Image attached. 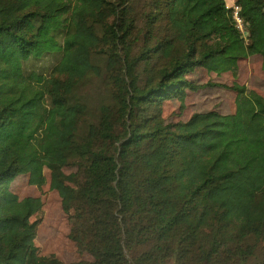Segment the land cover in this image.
Returning a JSON list of instances; mask_svg holds the SVG:
<instances>
[{"label":"trees","instance_id":"16d2710c","mask_svg":"<svg viewBox=\"0 0 264 264\" xmlns=\"http://www.w3.org/2000/svg\"><path fill=\"white\" fill-rule=\"evenodd\" d=\"M175 3L0 0V264H264V170L244 216L215 208L203 223L216 232L210 247L176 228L208 202L211 183L238 172L226 145L197 147L224 134L219 121L181 117L198 92L230 96L222 102L264 167V0L236 1L245 38L224 0H206L177 55L156 24L157 9ZM94 78L109 91L90 120ZM186 150L189 163L171 167ZM219 161L225 171L214 170ZM42 169L73 221L68 238L92 261L67 263L34 246L40 202L9 184ZM164 185L181 197L178 212L159 199ZM220 233L234 234L233 244Z\"/></svg>","mask_w":264,"mask_h":264},{"label":"rangeland","instance_id":"374dc122","mask_svg":"<svg viewBox=\"0 0 264 264\" xmlns=\"http://www.w3.org/2000/svg\"><path fill=\"white\" fill-rule=\"evenodd\" d=\"M206 5V0H176L173 12H168L164 4L157 9L156 24L159 33H165L172 39L174 55L181 52L190 21L197 13L205 9ZM159 63V57H154L151 60L153 72ZM108 88V84L101 78H94V85L87 87V91L91 94L87 100L90 120H93L99 113V101L108 94ZM224 99L229 100L230 96L225 91H221L219 87H213L198 92L197 96L190 101L189 108L180 110L181 117H186L191 111H196L197 121L201 126L207 125L213 120L220 122L219 126L224 130V134L212 140L206 137L199 139L197 147L202 148L210 144L218 148L226 145L230 154V162L238 169L233 177L215 181L205 189L208 194V202L201 203L199 208L190 214L180 215L177 218V230L181 232L185 230L197 231L206 248L210 247L216 232L215 230H202L203 223L210 219L215 208L218 210L227 209L231 213L244 216L252 184L264 170L256 154L247 149L241 140V117L229 110L222 102ZM212 102L216 104L218 110L216 116L210 115L214 110ZM177 105L176 103L173 106L176 110L178 109ZM190 159L191 151L186 150L177 159L172 160L171 167L187 165ZM214 170L225 171L226 167L219 161L214 166ZM203 171L206 173V166L203 167ZM40 174L36 176L33 173L26 176L17 175L9 184L16 191L37 198L40 202V219L34 227V246L39 248L41 255L54 254L67 263L78 259L92 261L91 255L77 252L73 242L68 238L73 221L62 212L56 192L49 189L46 169H42ZM164 187L159 199L166 203L171 212H178L182 204L181 197L173 193L167 186L164 185ZM217 237L233 244L234 234L220 233Z\"/></svg>","mask_w":264,"mask_h":264},{"label":"built area","instance_id":"2783aa9c","mask_svg":"<svg viewBox=\"0 0 264 264\" xmlns=\"http://www.w3.org/2000/svg\"><path fill=\"white\" fill-rule=\"evenodd\" d=\"M224 1L226 3V7L230 10V13L235 21L238 31L245 38L246 32L244 30V25L242 23V20L240 19L239 16V6L236 3L237 0H224Z\"/></svg>","mask_w":264,"mask_h":264}]
</instances>
